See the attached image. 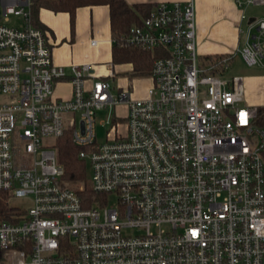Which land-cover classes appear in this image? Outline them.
I'll list each match as a JSON object with an SVG mask.
<instances>
[{"label": "built area", "instance_id": "2783aa9c", "mask_svg": "<svg viewBox=\"0 0 264 264\" xmlns=\"http://www.w3.org/2000/svg\"><path fill=\"white\" fill-rule=\"evenodd\" d=\"M32 1L0 0V192L15 206L0 217V264H264L261 105L245 101L242 74L223 75L236 51L264 66V14L246 13L264 0H234L242 44L206 56L194 0L150 6L118 37L152 55L141 96L113 93L90 62L56 64ZM60 79L68 97L53 95ZM65 132L101 193L89 205L61 179ZM21 197L26 208L13 202Z\"/></svg>", "mask_w": 264, "mask_h": 264}, {"label": "crops", "instance_id": "0c3cea01", "mask_svg": "<svg viewBox=\"0 0 264 264\" xmlns=\"http://www.w3.org/2000/svg\"><path fill=\"white\" fill-rule=\"evenodd\" d=\"M131 3L148 4V8L160 0H126ZM194 20L196 49L201 56L216 55L233 50L243 41V34L238 33V26L245 23L239 19L241 8L234 0H194ZM72 23L69 13L65 10L52 11L47 7H38L39 26L46 33L51 55L56 64H62L67 69L70 64L90 62L96 75L113 77L115 66L123 75V84L127 87L128 80L141 75L130 74L131 64L125 61L114 62L111 53V27L107 4H87L75 7ZM251 13L250 15H252ZM264 14V13H263ZM258 14V15H263ZM255 15V14H254ZM95 39L94 43L91 42ZM110 70L113 72L110 75ZM146 77L147 83L136 93L145 94L152 80ZM89 84L88 81H86ZM131 83V81H130ZM118 87V88H119ZM71 84L67 79L55 82L53 95L68 97ZM114 109L124 115L125 105L120 103Z\"/></svg>", "mask_w": 264, "mask_h": 264}, {"label": "trees", "instance_id": "16d2710c", "mask_svg": "<svg viewBox=\"0 0 264 264\" xmlns=\"http://www.w3.org/2000/svg\"><path fill=\"white\" fill-rule=\"evenodd\" d=\"M102 3L107 4L109 9L113 61L129 62L132 66L130 70L132 75L148 74L151 67V53L133 45H122L119 43L118 38L133 22H138L141 16L146 14L149 9L148 4H129L126 0H33L30 5L32 22L39 26L38 7L44 6L52 11L65 10L69 13L70 23H72L75 7ZM256 119L260 123H264V106L258 109ZM55 142L56 157H58V161L63 168L61 176L63 183L70 185L77 192L84 205L93 203L94 199L100 197L101 193L92 189L91 185L86 182L85 161L76 156L78 146L71 142L67 132L57 137ZM14 207V205L5 201L4 193L0 192V217L7 218L11 208Z\"/></svg>", "mask_w": 264, "mask_h": 264}, {"label": "rangeland", "instance_id": "374dc122", "mask_svg": "<svg viewBox=\"0 0 264 264\" xmlns=\"http://www.w3.org/2000/svg\"><path fill=\"white\" fill-rule=\"evenodd\" d=\"M246 13L248 14H263L264 13V4H248L246 7ZM20 20V17L18 15H12L10 14L7 17V23L15 25V23H18ZM242 44V39H241ZM229 65L228 67L223 69V75L224 76H231L236 73L242 74L244 77V92H245V101L249 104L254 105H264V66L258 65V64H250L247 65L245 62H243L242 58L240 57V54L238 51L235 52V54L228 60ZM120 66H115V74L113 77L108 78V82L111 84V91L113 93H116L119 90L120 85L123 84V78L122 76L129 75L127 72H121L119 70ZM147 74L143 73L141 76H146ZM135 77L129 79L128 85L129 87L132 86V94L136 95L141 88L147 83V80H145L146 77ZM131 81V83H130ZM119 87V88H118ZM107 108L98 109L95 112V138L96 141H102L105 138L106 133V125H101L100 121L106 117V114L108 111H106ZM85 170L87 172L86 182L89 184L88 181V174L89 170L87 167V164L85 166ZM70 186V185H69ZM111 199V198H110ZM112 199L108 201V203H111ZM13 202L22 205L24 208L30 205L29 200H27V197H21V198H14Z\"/></svg>", "mask_w": 264, "mask_h": 264}]
</instances>
